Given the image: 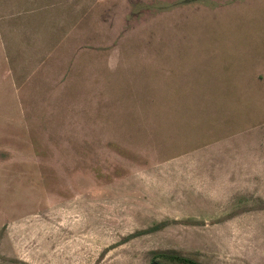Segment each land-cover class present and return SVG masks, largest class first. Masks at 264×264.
Segmentation results:
<instances>
[{
    "label": "rangeland",
    "instance_id": "1",
    "mask_svg": "<svg viewBox=\"0 0 264 264\" xmlns=\"http://www.w3.org/2000/svg\"><path fill=\"white\" fill-rule=\"evenodd\" d=\"M264 264V0H0V264Z\"/></svg>",
    "mask_w": 264,
    "mask_h": 264
},
{
    "label": "trees",
    "instance_id": "2",
    "mask_svg": "<svg viewBox=\"0 0 264 264\" xmlns=\"http://www.w3.org/2000/svg\"><path fill=\"white\" fill-rule=\"evenodd\" d=\"M149 264H201L196 260L178 254L174 250H154Z\"/></svg>",
    "mask_w": 264,
    "mask_h": 264
}]
</instances>
